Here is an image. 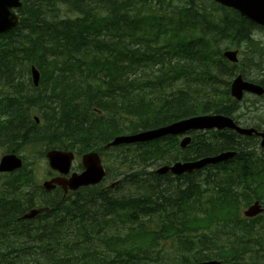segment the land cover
I'll return each mask as SVG.
<instances>
[{"label":"trees","instance_id":"trees-1","mask_svg":"<svg viewBox=\"0 0 264 264\" xmlns=\"http://www.w3.org/2000/svg\"><path fill=\"white\" fill-rule=\"evenodd\" d=\"M187 1L189 6L169 17L147 0H23L19 25L0 39V82L9 84L13 95L0 99V115L13 116L4 119L11 124L5 136L13 143L45 145L44 152H104L102 143L112 135L193 115H230L237 103L229 93L236 64L222 50L233 46L246 54L257 43L254 29L263 28L212 0ZM156 2L171 5V0ZM62 3L73 16H56ZM253 56L257 60L260 54ZM27 62L40 70L37 86L27 76ZM138 68L148 72L141 76ZM35 107L42 124L29 120ZM234 134L216 133L212 140L193 141L186 149L174 137L155 148L154 141L125 145L119 154L122 165L138 166L124 172V184L133 189L130 195L63 199L55 214L28 227L26 240L21 232L14 234L3 257H10V264H148L133 259L150 254L160 237L176 236L183 251L175 264L185 262L184 249L194 259L215 256L225 264H259L256 255L243 250L261 234L258 246L264 251V214L247 221L238 211L255 199L264 205V166L237 169L245 187L235 186L233 169H208L204 188L212 205L203 213L196 212L199 187L190 176L174 177L181 181L185 176L188 183L172 187L174 197L168 203L151 195L153 182L158 186L167 176L144 177L153 174L146 167L157 160L169 163L229 150L227 135ZM18 203L6 202L0 215ZM147 207L151 212L144 213ZM153 213L166 217L163 228L143 218ZM213 223H225L229 231L237 228L219 249L206 247L199 238V228Z\"/></svg>","mask_w":264,"mask_h":264},{"label":"flooded vegetation","instance_id":"flooded-vegetation-1","mask_svg":"<svg viewBox=\"0 0 264 264\" xmlns=\"http://www.w3.org/2000/svg\"><path fill=\"white\" fill-rule=\"evenodd\" d=\"M2 34H0V39ZM264 44V39H263ZM260 54V58L257 60L259 62V67H263L264 69V50ZM254 82L259 83L264 88V74L260 78H252ZM0 99L7 98L8 100L13 97L12 92L10 91L9 84L5 82H0ZM10 93V94H7ZM6 94V95H4ZM255 97V96H253ZM260 102V105L257 106L255 102L256 108L252 105L246 107L242 102L246 101V97L239 103L231 106L229 111L231 110L230 116L234 122L240 127H254L257 130L264 129V117L257 118L258 120H252V122H248L251 120L252 115H256L264 111V94L261 96L255 97ZM252 101V100H251ZM251 101H247L245 103H251ZM260 109V110H258ZM237 110V111H236ZM39 111V112H38ZM254 111V112H252ZM252 112V113H251ZM41 115L40 110H32L31 118L29 119L31 122H39V117ZM13 116L10 114H1L2 125L0 128V158L4 154L15 153L23 160L24 167L22 169L16 170L14 172H0V208L6 202H15L18 201V205H15L14 208L10 211H5L0 215V264H10V257H3V248L8 247L11 249L12 237L14 234H18L21 232L24 236V240L27 239V231L30 224L35 221L34 219H21V216L28 211L29 208H37V207H48L51 204H55L59 200L62 190L60 187H56L54 190L50 192H45L44 189L39 185L37 188L28 190V186L31 185L33 179L34 162L32 161L30 165L25 166V159L19 155L18 152H14L15 148L20 149L21 147H26L21 141H13L8 139L5 135L9 130V126H11L10 122H4V119H11ZM254 122V123H253ZM213 132V131H212ZM248 136V137H247ZM229 140L232 141L231 150L233 152L232 160L230 161H222L216 164L217 167L222 169L229 168L233 169L236 180L245 183L242 179L237 177V169L244 168L250 169L252 167L260 166V164L256 163L255 160H258L254 155V153L250 149V145L256 143V140L259 142V135L252 133L251 135H242L238 134L237 136H229ZM74 158L71 164L70 173H80L82 172L83 164L81 160V156L84 153L79 151L78 149H74ZM264 153V151H263ZM111 152H106L105 155L101 154V158L109 163L111 156ZM109 159V160H108ZM103 160V159H102ZM105 165V176L102 181L95 186H88L85 188V198L87 200H91L94 192L98 196H103L105 194L109 195L110 189H114L115 187H120L122 182L121 179H118L119 183L117 185L114 184L115 180V170L114 167L107 166L106 162L103 160ZM158 166V165H155ZM58 173L49 172V175L45 179L52 178L56 176ZM119 178V177H118ZM44 179V180H45ZM113 183V184H112ZM199 189L197 192V204L196 209L198 211H207L212 205V198L209 192H205L204 182L196 181ZM16 184L18 186L17 192ZM110 184H112L110 186ZM80 191V190H79ZM79 191H74L73 196L79 195ZM44 201L47 202V205L44 204ZM22 204V206H20ZM54 208V206H53ZM50 209V207H49ZM48 209V211H49ZM1 212V209H0ZM210 229V234H207L204 230ZM199 238L201 243L206 245L208 248L219 249L222 244H224L230 236H227L223 241H220V238L217 236L219 230H214L209 228L207 225H202L199 228ZM9 249V250H10Z\"/></svg>","mask_w":264,"mask_h":264},{"label":"water","instance_id":"water-1","mask_svg":"<svg viewBox=\"0 0 264 264\" xmlns=\"http://www.w3.org/2000/svg\"><path fill=\"white\" fill-rule=\"evenodd\" d=\"M226 7L234 8L239 13L250 21L264 26V0H214ZM23 3L20 0H0V34L6 32L19 22V17L12 12L14 8H20ZM237 50H225L223 55L231 62L237 61ZM31 79L34 85L38 84L39 71L34 67H30ZM250 92L261 95L264 88L259 84L243 79L241 75H237L230 84V94L236 100H241L244 93ZM233 129L238 133L250 134L254 131L253 128H241L235 124L232 118L221 114H205L192 116L177 120L166 126L141 131L131 135L120 136L114 139L111 144L119 143H136L146 142L167 134H180L187 130H203V129ZM260 145L264 147V132L260 133ZM189 142V138L185 137L181 140L180 145L184 147ZM233 152L225 151L215 156H208L197 160L177 161L171 166H161L156 170V173L164 174L170 171L174 175L190 173L194 169L203 167L206 163H214L230 158ZM48 165L51 169L58 171L63 176H66L70 170V164L73 159L71 151H62L60 149H52L46 152ZM82 163L84 170L80 174L73 173L68 178L56 177L51 180H46L43 187L50 190L55 184L62 188L76 189L79 186L88 185L98 182L104 170L100 163V158L95 152H88L82 155ZM22 164L20 158L14 154H7L0 159V171H12L19 168ZM263 211L262 206L258 201H255L244 210V215L248 218L254 217ZM37 213V210H30L24 214V218H31ZM191 264H219L217 261H208L202 263Z\"/></svg>","mask_w":264,"mask_h":264},{"label":"rangeland","instance_id":"rangeland-1","mask_svg":"<svg viewBox=\"0 0 264 264\" xmlns=\"http://www.w3.org/2000/svg\"><path fill=\"white\" fill-rule=\"evenodd\" d=\"M147 1L148 3L152 4L155 7V9H157L160 13L165 14L166 16H169V17H172L174 12L180 11L181 8H185L189 6V2L186 0H175L170 3L171 5L165 4L162 7L157 4L156 0H147ZM200 1L201 0H198V3H200ZM67 15H70V12L68 11L67 7L65 5H60L59 8H57L56 10V16L66 17ZM143 28L144 27L139 28L138 32L139 31L142 32ZM253 37L255 40H257V43H255L250 48L249 52H246V54H240V62L236 65V68H235L236 71H240V72L243 71V73L245 74V78L247 79L260 78L264 74L263 67H258L256 65L257 60L255 56H253V58L250 57L251 54L255 55V53L257 52L262 53V51L264 50V44H263L264 29H259V28L254 29ZM230 48H234V47L232 46ZM147 72L148 71L145 68H138L137 70V74H140L141 76H143L144 73H147ZM251 99L252 98L249 95L246 97L245 102L251 101ZM245 102H242V103L245 104ZM35 105H39V102H35L34 106ZM246 105L249 106V103H246ZM258 105H260V102L257 104V106ZM34 110H37V107H35ZM26 116H27V113L24 114V116H20V118H18L17 120H22V118ZM255 116L259 118L264 117V111L256 115H252L251 119L254 118ZM85 119L86 118L84 117V120ZM206 136H209V135L207 134ZM24 146L26 147H23L21 149V151L19 152V155H21L25 159V166L30 165L32 161L34 162V169L32 170V172L34 171L32 183L30 186L27 187L28 190H31L41 185L42 181L48 177L49 172H53L48 167L45 157H46L47 151L55 149V148H49L44 152V150L46 149L45 145L35 144L32 146H29V145L24 144ZM250 149L255 155L264 158V153H263L264 149H262L259 146V143L257 140H256V143H253L252 145H250ZM224 151H228V150L226 148H221L213 152V154L205 155V156L200 155L195 158H192V160H197V159H201V158L208 157V156H215ZM42 153H43V156H42ZM216 164H218V162L209 163L207 165H204L201 169L196 170L195 172H190V173L186 172L181 175H174L170 171H167L164 174H159V173H156L155 171L152 174V176L146 173L144 174V177L151 179L153 176H156V177L167 176L161 179V182L158 186L156 185L155 181L153 182L154 188L151 191V195L158 194L157 197H160L159 199L166 201L168 203L169 199L172 200L174 197L173 195H171L173 194L172 187H175L177 184H180L182 187H184V185L188 183L187 180L179 181V180H176L174 177H180L182 175H185V176H190L191 179L195 182L196 181L204 182V177L209 172L208 169H215L217 167ZM155 168L156 167L153 164H151L146 167V172L153 171ZM137 169H138V166L136 165L132 166L131 168H122L120 173L123 174L124 172H133V171H136ZM212 171H215V170H212ZM185 176H184V179H186ZM239 179H242L245 183L236 180L235 181L236 187L247 186V182L243 178H239ZM132 192H133V189L131 187L122 185L118 188H114L110 190L109 194L115 197H124V196L130 195ZM243 209L244 207H241L240 212H242ZM143 212L144 213L151 212V209L147 207ZM143 218H145V221L149 225L157 229L163 228L164 226L162 222L163 221L166 222V217L161 216L160 214H157V213H153L150 216H143ZM220 225L221 223H219L217 226L214 225L212 228L218 227L220 229L219 232L217 233V236L220 238V241H223L228 236V234L220 228ZM120 226H123V222L120 223ZM204 231L207 234H210L209 233L210 229H205ZM175 237L176 236L160 237L158 239V243H159L158 246H155V249L150 254H148L145 257H137L136 259L134 258L133 262H137V263L146 262L148 264H175L177 261L175 257L181 251H183L182 248H179L178 239ZM261 238H262L261 234L255 235L253 237V241L248 243L249 247H247L243 251H245L247 254L251 253V254L256 255L258 258V263L264 264V251L261 250L260 247L258 246V242L261 240ZM250 248L251 250H249ZM184 256H189V253L185 250H184Z\"/></svg>","mask_w":264,"mask_h":264},{"label":"bare ground","instance_id":"bare-ground-1","mask_svg":"<svg viewBox=\"0 0 264 264\" xmlns=\"http://www.w3.org/2000/svg\"><path fill=\"white\" fill-rule=\"evenodd\" d=\"M24 82V81H23ZM28 90V89H27ZM31 109V108H30ZM237 111V110H236ZM254 123V122H253Z\"/></svg>","mask_w":264,"mask_h":264}]
</instances>
